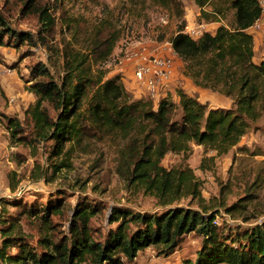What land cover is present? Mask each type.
<instances>
[{
    "label": "rangeland",
    "instance_id": "374dc122",
    "mask_svg": "<svg viewBox=\"0 0 264 264\" xmlns=\"http://www.w3.org/2000/svg\"><path fill=\"white\" fill-rule=\"evenodd\" d=\"M27 1L0 0V14L15 31L36 34L38 17L34 12H26ZM30 1L49 7L56 25L49 37L51 46L47 47L16 44L14 37L8 38L0 28V246L5 228L12 227L10 235L18 243L26 242L40 253L44 250L42 241L68 234L70 219L81 205L94 209L89 226L98 238L116 227V221H109L113 208L140 213H160L176 205L198 208L199 197L194 194L185 193L169 205H162L152 190L139 186L138 181L128 183L125 177L132 164L126 156L125 144L131 133L106 127L90 116L86 103L80 107L85 120L79 122L78 134L65 140L61 150L56 148L54 138H35L33 122L25 109L35 100L27 86L30 68L37 61L44 62L55 76H60L62 52L78 49L89 55L92 80L102 78L104 73L111 77L117 75L115 58L123 46L149 39L152 47L164 46L166 52H171L168 41L177 26L183 23L184 28L188 21L201 20L200 8L193 0H181L183 13L179 16L152 0ZM214 3H220L223 10L216 16L219 21L208 28L212 30L219 23L232 25L234 9L223 0ZM204 9L213 6L206 4ZM66 19L69 24H63ZM103 19L119 30L114 48L105 60L94 59L89 53L95 29ZM173 58L175 72L167 87L176 103L179 87L196 95L208 107L233 105L231 97L199 86H195L197 90L193 88L195 91L193 83L185 84L181 73L183 61L179 55L173 54ZM118 77L120 80L121 76ZM123 86L129 99H133L124 82ZM88 87L93 92L94 88ZM48 108L51 115L57 114L58 110ZM4 115L20 120L17 133L6 128ZM161 164L166 169H191L196 193L210 207L208 213L214 214L225 236L232 237L264 219V112L250 122L239 142L227 152L216 154L190 142L183 152H167ZM50 205H54L52 210L45 212L43 209ZM200 242L201 235L189 232L178 250L169 256L158 255L154 247L148 246L139 250L133 260L124 262L175 264L186 257L194 259ZM17 250L13 243L6 248L10 254ZM0 264L7 263L0 259Z\"/></svg>",
    "mask_w": 264,
    "mask_h": 264
},
{
    "label": "trees",
    "instance_id": "16d2710c",
    "mask_svg": "<svg viewBox=\"0 0 264 264\" xmlns=\"http://www.w3.org/2000/svg\"><path fill=\"white\" fill-rule=\"evenodd\" d=\"M152 1L182 16L181 0ZM214 1L193 0L200 8L201 20L219 21L216 16L223 8ZM223 1L234 9L232 25L219 23L213 32L205 31L193 39L183 32L181 23L170 41L183 61V76L195 86L231 97L230 107H208L196 95L179 87L178 103L169 94L156 103L146 96L129 99L118 75L107 77L104 73L103 79L92 80L89 55L78 49L62 52L60 76H55L44 62L37 61L30 68L27 86L35 95L34 102L25 109L33 122L35 138H54L56 148L61 150L65 140L78 134L79 122L85 120L80 107L86 103L91 117L110 129L131 133L125 144L126 156L132 164L125 177L128 183L138 181L139 186L152 190L162 205H169L185 193L194 194L199 197L198 208L176 205L160 213L113 208L109 221H116L117 225L98 238L89 226L94 209L81 205L70 219L68 234L42 241L44 250L40 253L26 242L18 243L10 235L12 227L5 228L1 260L7 264H125V259L133 260L139 250L148 246L154 247L158 255L169 256L178 250L187 233L196 232L201 235V242L195 258L186 257L175 264H264V219L232 237L225 236L214 214L208 213L210 207L196 193L191 169H166L161 164L167 152H183L190 142L216 154L227 152L239 142L250 122L264 112V57L253 60L254 39L248 29L260 15L261 7L257 0ZM206 4L213 9H204ZM24 9L37 14L36 34L15 31L7 26L1 14L0 28L8 38L14 37L16 44L47 47L56 25L49 7L28 0ZM68 22L66 19L63 24ZM118 37V28L103 19L95 29L90 56L105 60ZM89 85L94 88L91 93ZM48 106L58 110L55 116ZM4 118L11 133L20 130L17 117L4 115ZM53 206L43 210L47 212ZM55 206L58 208L60 204ZM10 243L17 246L16 253L6 252Z\"/></svg>",
    "mask_w": 264,
    "mask_h": 264
},
{
    "label": "built area",
    "instance_id": "2783aa9c",
    "mask_svg": "<svg viewBox=\"0 0 264 264\" xmlns=\"http://www.w3.org/2000/svg\"><path fill=\"white\" fill-rule=\"evenodd\" d=\"M261 12L248 28L249 31L256 32L264 26V0H257ZM211 22L204 20L188 21L183 32L193 39L199 38L203 32L209 31L208 25ZM171 52H166L162 48H154L151 41L136 40L128 46H123L120 53L115 58V65L118 68L117 75L121 76L127 88L134 97L146 96L155 103L168 94V83L175 72V61L173 54L177 55L168 41Z\"/></svg>",
    "mask_w": 264,
    "mask_h": 264
},
{
    "label": "crops",
    "instance_id": "0c3cea01",
    "mask_svg": "<svg viewBox=\"0 0 264 264\" xmlns=\"http://www.w3.org/2000/svg\"><path fill=\"white\" fill-rule=\"evenodd\" d=\"M210 24H213V22H211ZM214 29H215V26H214L212 32L214 31ZM252 33H253V39H254L253 60L254 61H258V60H260L261 58L264 57V26H263L262 29H260V30H258L256 32H252ZM182 78H183L185 84L186 83H192L191 80L189 78L183 76V74H182ZM193 88L196 89L195 85H192V89ZM195 89H193V90H195Z\"/></svg>",
    "mask_w": 264,
    "mask_h": 264
}]
</instances>
